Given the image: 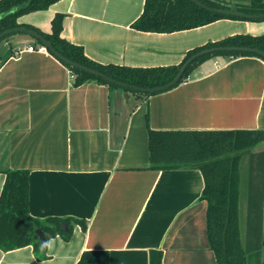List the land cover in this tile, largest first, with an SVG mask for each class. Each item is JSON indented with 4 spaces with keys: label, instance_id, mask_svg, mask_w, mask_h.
Instances as JSON below:
<instances>
[{
    "label": "crops",
    "instance_id": "obj_1",
    "mask_svg": "<svg viewBox=\"0 0 264 264\" xmlns=\"http://www.w3.org/2000/svg\"><path fill=\"white\" fill-rule=\"evenodd\" d=\"M144 1L59 0L19 20L48 33L64 13L63 36L88 57L140 67L176 64L208 41L264 32L256 21L235 19L140 31L131 24ZM31 37L10 36L0 52V194L6 170L28 169L30 213L86 219L87 228L76 224L69 240L50 238L43 260L31 245L0 249V264H150L152 249L162 250L163 264H217L204 175L150 168L148 126L264 129V59L209 58L190 79L146 98L96 81L75 86L50 50L17 53L37 46ZM255 148L264 150V141Z\"/></svg>",
    "mask_w": 264,
    "mask_h": 264
},
{
    "label": "trees",
    "instance_id": "obj_2",
    "mask_svg": "<svg viewBox=\"0 0 264 264\" xmlns=\"http://www.w3.org/2000/svg\"><path fill=\"white\" fill-rule=\"evenodd\" d=\"M59 0H0V33L6 29L26 26L42 34L53 47L72 61L122 82L139 87H153L171 81L184 63L195 53L216 46H249L264 51V32L237 33L189 49L183 59L166 66H128L101 63L88 57L83 46L63 36L64 13H56L51 20V31L45 33L20 17L33 11L48 9ZM145 0L141 14L131 26L140 31L170 33L197 28L220 19L260 21L226 14L218 9H233L249 14H264V0L248 2L234 0ZM11 35L6 36L7 39ZM31 37V36H30ZM35 45L43 44L31 37ZM223 56H263L245 52H215L193 61L175 85L190 79L199 66L209 58ZM61 60V59H60ZM74 75V85L96 81L111 89L123 88L144 97L157 93H144L123 87L103 77L68 64ZM173 86V87H175ZM171 87V88H173ZM169 88V89H171ZM159 93V92H158ZM148 122V113L146 114ZM150 168H197L204 175L205 185L201 198L208 203L207 234L217 264H262L264 250V150L254 148L264 141V129L189 130L153 129L148 126ZM248 157L246 187L245 234L240 229V162ZM76 224L87 228L86 219L76 217L33 216L29 210V170L8 169L0 194V249L4 251L31 245L39 260L48 258L47 244L41 243L36 232L41 229L47 239L57 235L69 240ZM150 264H163L160 249L150 251Z\"/></svg>",
    "mask_w": 264,
    "mask_h": 264
},
{
    "label": "water",
    "instance_id": "obj_3",
    "mask_svg": "<svg viewBox=\"0 0 264 264\" xmlns=\"http://www.w3.org/2000/svg\"><path fill=\"white\" fill-rule=\"evenodd\" d=\"M193 1L196 2L197 4L201 5V6L207 7L206 5H204L203 3H201L198 0H193ZM218 11H220L222 13H226V14L243 16V17L252 18V19H264V14H249V13H244V12L233 10V9H218ZM17 32L28 34V35L40 40L45 46H47V48L55 56H57L59 59L63 60L64 62H66L68 64L75 65L82 70H85L87 72H90L91 74L103 77L110 82L116 83L117 85H120L123 87H130L132 89H135L137 91H141L144 93H158V92L168 90L169 88L175 86L180 81V79L182 78L187 67L193 61H195L196 59H198L201 56H204L205 54L227 51V52L255 53V54H258V55H261L264 57V51L263 50L258 49V48H254V47H249V46H216V47H212V48H207V49H204V50H201V51L195 53L192 57H190L184 63V65L180 68L179 72L176 74V76L171 81H169L163 85H158V86H153V87H139V86L130 85V84H127L125 82L116 80V79L102 73L99 70H96V69L90 68L86 65L79 64V63L72 61L71 59L65 57L60 52H58L53 47V45L42 34L37 32L36 30L28 28L26 26H19V27L10 28V29H6V30L2 31L0 33V52L3 48V46L5 45L4 38L8 35H12V34L17 33ZM36 232L40 238L41 243L46 245L48 243V239H47L45 233L39 228L36 230Z\"/></svg>",
    "mask_w": 264,
    "mask_h": 264
},
{
    "label": "rangeland",
    "instance_id": "obj_4",
    "mask_svg": "<svg viewBox=\"0 0 264 264\" xmlns=\"http://www.w3.org/2000/svg\"><path fill=\"white\" fill-rule=\"evenodd\" d=\"M234 1H242V2H248L250 0H234ZM257 27L258 25H264V20L256 21ZM260 23V24H259ZM11 36L15 38L25 37L26 34L24 33H14ZM128 95V93H127ZM134 97V96H133ZM127 98V97H126ZM256 150V148L254 149ZM247 178H248V157L244 156L240 162V229L242 233V237H244L245 234V219H246V187H247Z\"/></svg>",
    "mask_w": 264,
    "mask_h": 264
},
{
    "label": "built area",
    "instance_id": "obj_5",
    "mask_svg": "<svg viewBox=\"0 0 264 264\" xmlns=\"http://www.w3.org/2000/svg\"><path fill=\"white\" fill-rule=\"evenodd\" d=\"M23 51H39V52H48L49 49L44 44H40L37 46L29 45L28 47L20 48L17 50V53L23 52Z\"/></svg>",
    "mask_w": 264,
    "mask_h": 264
}]
</instances>
